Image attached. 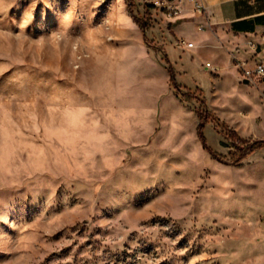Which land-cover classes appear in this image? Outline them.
<instances>
[{
  "label": "rangeland",
  "instance_id": "rangeland-1",
  "mask_svg": "<svg viewBox=\"0 0 264 264\" xmlns=\"http://www.w3.org/2000/svg\"><path fill=\"white\" fill-rule=\"evenodd\" d=\"M133 1L0 0V264H264V81Z\"/></svg>",
  "mask_w": 264,
  "mask_h": 264
},
{
  "label": "crops",
  "instance_id": "crops-1",
  "mask_svg": "<svg viewBox=\"0 0 264 264\" xmlns=\"http://www.w3.org/2000/svg\"><path fill=\"white\" fill-rule=\"evenodd\" d=\"M182 1L181 13L164 14L162 21L167 31L165 50L180 72L200 69L197 59L203 56L219 59L216 64L223 67L229 66L230 58L248 60L250 65L249 41L263 42L264 0H202L206 8L203 13L195 11L190 0ZM181 39L192 45H180ZM263 45L256 57L263 53Z\"/></svg>",
  "mask_w": 264,
  "mask_h": 264
},
{
  "label": "built area",
  "instance_id": "built-area-1",
  "mask_svg": "<svg viewBox=\"0 0 264 264\" xmlns=\"http://www.w3.org/2000/svg\"><path fill=\"white\" fill-rule=\"evenodd\" d=\"M193 3L195 11L198 13H203L206 8L202 2V0H190ZM156 5H162L163 9L167 10V13L170 16H177L182 11V5L184 1L180 0L179 3H176L175 0H154L152 1ZM262 40L264 42V36H262ZM263 42L249 41V48L252 51V54L256 57L259 54V51L262 49ZM180 45L191 46L192 43L187 42L185 39H181L178 42ZM238 66L241 68L243 74V79L248 82H256V79H260V81H264V59L262 57H256L254 61V65L250 66L248 64V60L240 61ZM207 69H211L216 72L217 67L212 65L211 63L206 64Z\"/></svg>",
  "mask_w": 264,
  "mask_h": 264
},
{
  "label": "trees",
  "instance_id": "trees-1",
  "mask_svg": "<svg viewBox=\"0 0 264 264\" xmlns=\"http://www.w3.org/2000/svg\"><path fill=\"white\" fill-rule=\"evenodd\" d=\"M128 3V7L129 10L131 11V13L134 15V1L133 0H126ZM138 23H140L138 21ZM171 79H173V76H171ZM202 123H200L199 126V134L201 135L202 133ZM227 137L231 140L234 141V143L237 146V152L241 153V154H246L249 151H254L256 146H253L251 141L241 137L240 135L237 134L236 131H230L229 133H227ZM258 147V146H257Z\"/></svg>",
  "mask_w": 264,
  "mask_h": 264
}]
</instances>
